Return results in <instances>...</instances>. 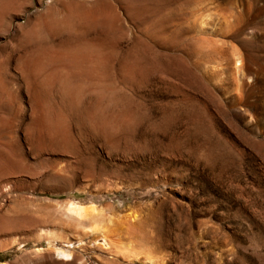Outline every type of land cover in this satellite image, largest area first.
<instances>
[{
  "label": "rangeland",
  "instance_id": "rangeland-1",
  "mask_svg": "<svg viewBox=\"0 0 264 264\" xmlns=\"http://www.w3.org/2000/svg\"><path fill=\"white\" fill-rule=\"evenodd\" d=\"M0 264H264V0H0Z\"/></svg>",
  "mask_w": 264,
  "mask_h": 264
},
{
  "label": "bare ground",
  "instance_id": "bare-ground-1",
  "mask_svg": "<svg viewBox=\"0 0 264 264\" xmlns=\"http://www.w3.org/2000/svg\"><path fill=\"white\" fill-rule=\"evenodd\" d=\"M70 205V204H69ZM72 205V204H71ZM81 207H83V205H79V204H73L72 205V208L75 210V209H80ZM68 209H69V207H68ZM78 211V210H77ZM72 212V211H71ZM80 212V210L77 212V213H79ZM75 213H76V211H75ZM20 220V219H19ZM17 222V221H16ZM21 222V221H20ZM42 235V234H41ZM57 252H58V256L60 255V256H62L63 258H68V257H70V255L71 254H69V252H67L66 250H64V249H61V248H58L57 249ZM67 260V259H66ZM65 260V261H66Z\"/></svg>",
  "mask_w": 264,
  "mask_h": 264
}]
</instances>
